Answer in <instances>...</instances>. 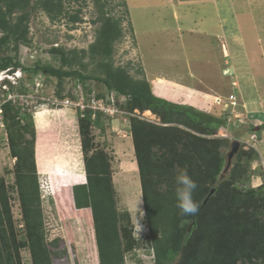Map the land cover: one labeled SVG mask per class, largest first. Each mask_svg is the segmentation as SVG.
<instances>
[{
    "label": "rangeland",
    "instance_id": "rangeland-1",
    "mask_svg": "<svg viewBox=\"0 0 264 264\" xmlns=\"http://www.w3.org/2000/svg\"><path fill=\"white\" fill-rule=\"evenodd\" d=\"M108 1L113 8H109L110 14L123 19L124 36L114 48L115 66L128 68L136 79L146 78L158 97L226 119V128H220L215 135L203 136L224 140L220 152L226 166L220 180L232 165L239 164L235 189L245 193L264 184V130L256 131L264 126V0H125L126 8L118 6L122 0ZM66 6L71 12L82 8L83 21L75 25L67 18L52 22L42 10H37L29 20L30 43L20 44L17 56L11 50L13 45L1 56L15 57L27 68L36 63L59 67L58 58L49 51L51 48L88 49L99 28L94 23L99 16L95 2L70 0ZM125 9L128 16L124 15ZM92 69L89 66L88 72ZM139 69L143 74L138 73ZM22 80L31 96L27 107L36 133V166V151L44 164L42 171L36 168L45 240L54 246V264H98L97 246L96 257L92 254V258H87L88 222L95 245L90 208H76L73 189H63L68 185L63 182L62 190H58L51 179L65 177L75 184L86 180L79 111L53 107L45 101L55 96L57 79L42 72L34 75L23 72ZM65 84L72 86L71 81ZM234 97L236 106L232 104ZM146 112L137 110L133 114L157 126L174 125ZM103 126V132L92 129L93 144L108 156L116 209L129 213L128 228L136 240L125 253V263L154 264L152 251L145 244L148 231L129 118L121 114L104 121ZM233 142L239 143L240 154L236 153L225 173ZM15 162L5 125H0V178L5 180L20 242L25 238V224L15 186ZM57 164H63L60 173L50 169ZM18 250V257L13 254L14 261L32 264L30 251Z\"/></svg>",
    "mask_w": 264,
    "mask_h": 264
},
{
    "label": "trees",
    "instance_id": "trees-1",
    "mask_svg": "<svg viewBox=\"0 0 264 264\" xmlns=\"http://www.w3.org/2000/svg\"><path fill=\"white\" fill-rule=\"evenodd\" d=\"M66 1L70 0H0V70L14 67L26 74L42 72L55 78L58 81L55 97L60 99L73 98L77 82L83 85L87 96L93 94L92 86L98 99L105 98L106 91L116 94V108L129 114L148 231L145 244L152 251L154 264H264V184L245 193L235 189L239 164L232 165L220 180L226 166L220 152L224 140L203 137L226 128L227 120L158 97L146 78L136 79L128 68L115 66L114 48L124 36L123 19L110 14L109 8H113L108 0H93L99 13L94 23L99 28L88 49L49 50L58 58L59 67L36 63L27 68L15 57L1 56V52L10 50V45L17 56L20 44L30 43L29 20L37 10H42L52 22L62 18L73 25L82 22V8L71 12ZM118 6L126 8L125 0ZM124 15L128 16L127 9ZM89 66H93L90 72ZM137 71L143 74L140 69ZM22 79L16 86L9 83L10 89L4 95L16 91L27 94L29 90ZM66 81H71L72 86H67ZM136 110L150 111L163 123L174 125L157 126L143 121L131 115ZM2 117L10 154L16 160L15 186L25 238L17 241L10 197L5 180L0 178V264H14L13 254L18 257L19 248L30 251L32 264H54V246L45 240L37 176V168L42 171L44 164L36 151V166L32 113L19 102L8 101L2 105ZM109 119L101 112L95 118L91 110L79 113L86 183L72 188L75 183L71 179L60 176L51 179L58 190H62L63 182L71 184L63 189H73L75 207L90 208L92 212L96 245L93 246L88 222L87 258H92V254L96 257L97 246L98 264H126L125 253L132 249L135 240L128 228L129 213L117 211L110 161L103 150L94 147L92 139V129L103 132V122ZM261 130L264 126H260ZM62 166L57 164L50 169L60 173ZM185 167L197 183L193 199L199 204V212L194 216L182 215L176 206L175 176ZM82 180L78 183L85 181ZM54 193L57 196L56 190Z\"/></svg>",
    "mask_w": 264,
    "mask_h": 264
},
{
    "label": "built area",
    "instance_id": "built-area-1",
    "mask_svg": "<svg viewBox=\"0 0 264 264\" xmlns=\"http://www.w3.org/2000/svg\"><path fill=\"white\" fill-rule=\"evenodd\" d=\"M11 70H15L12 73ZM23 77V71L20 68L10 67L4 70H0V125H3V117H2V105L8 101L19 102L21 106L27 107L29 106V101L31 100L30 94L20 93L18 91L14 93H9L6 96L4 95V91H9V83L16 86L19 80ZM93 94L91 96L86 95V91L82 84L76 83L73 89V98L72 97H65V98H57L53 96L48 101L45 100L48 104L54 106H60L65 108H71L78 110L79 113L82 115L86 110L93 111V118L96 117V113L101 112L104 113L106 116L114 119L116 116L125 114L123 111H120L116 108V94L110 93L106 91L105 98H96V88L92 86ZM233 105H237V98L234 97L232 101ZM128 116L127 114H125ZM135 116L134 114H131ZM254 139H257L255 136Z\"/></svg>",
    "mask_w": 264,
    "mask_h": 264
},
{
    "label": "clouds",
    "instance_id": "clouds-1",
    "mask_svg": "<svg viewBox=\"0 0 264 264\" xmlns=\"http://www.w3.org/2000/svg\"><path fill=\"white\" fill-rule=\"evenodd\" d=\"M175 182L177 185L175 190L176 206L180 210V213L182 215H196L199 212V204L193 199V193L197 188V183L191 177L186 167L178 171V174L175 176ZM85 183L86 180L84 183L73 185L72 188Z\"/></svg>",
    "mask_w": 264,
    "mask_h": 264
},
{
    "label": "water",
    "instance_id": "water-1",
    "mask_svg": "<svg viewBox=\"0 0 264 264\" xmlns=\"http://www.w3.org/2000/svg\"><path fill=\"white\" fill-rule=\"evenodd\" d=\"M13 71H15V70H11L10 73H12ZM256 131H260V128L257 127ZM238 150H239V143L238 142H233L232 145H231V152L228 154V163H227V167H226L225 173L229 170V168L231 166V160L236 155ZM213 192H214V190L211 193H213Z\"/></svg>",
    "mask_w": 264,
    "mask_h": 264
},
{
    "label": "bare ground",
    "instance_id": "bare-ground-1",
    "mask_svg": "<svg viewBox=\"0 0 264 264\" xmlns=\"http://www.w3.org/2000/svg\"><path fill=\"white\" fill-rule=\"evenodd\" d=\"M146 114H147L148 116L151 115L149 111H147Z\"/></svg>",
    "mask_w": 264,
    "mask_h": 264
},
{
    "label": "crops",
    "instance_id": "crops-1",
    "mask_svg": "<svg viewBox=\"0 0 264 264\" xmlns=\"http://www.w3.org/2000/svg\"><path fill=\"white\" fill-rule=\"evenodd\" d=\"M94 240H95V238H94ZM95 245H96V242H95ZM98 262H99V258H98Z\"/></svg>",
    "mask_w": 264,
    "mask_h": 264
}]
</instances>
